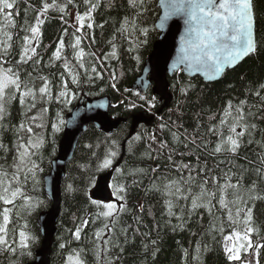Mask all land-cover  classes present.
Masks as SVG:
<instances>
[{
  "label": "snow or ice",
  "instance_id": "6c2138e0",
  "mask_svg": "<svg viewBox=\"0 0 264 264\" xmlns=\"http://www.w3.org/2000/svg\"><path fill=\"white\" fill-rule=\"evenodd\" d=\"M84 11H79L80 5L76 0H41L39 8H34L36 13L34 22L24 20L20 31L25 35L19 40L18 59L15 66H8L7 57L11 54L13 34L10 28L16 27L13 13L9 10L14 8L15 0H0V254L16 256L17 253L30 255V246L35 237L27 231V224L20 227L17 238L18 220L22 213H31V210L40 206L43 201L35 200L28 194V183H38L37 173L41 170L39 163L34 157H38L40 150L46 143V130L51 127L55 132L61 131L64 121L60 114L56 113V122L50 123L49 106L52 104L66 105L75 99V92L70 85L79 88L84 83H92L96 79H103L102 70L105 69L104 62L110 57L119 59L114 43L116 36L113 35L109 44L112 51L103 57L93 51H85L82 42L85 39L90 41L88 48L95 43L94 29H103V24H96L94 13L98 11L104 0H82ZM129 8L133 11L132 16L125 15L121 25L116 31L122 36L129 38L128 51H135L146 42L149 29L140 27L137 23L139 16L147 10L146 0H127ZM69 6L76 8V24L71 25L74 29L72 38L66 46L64 36L68 35L65 28L58 39L57 46L48 58L49 67H55L59 62L62 69L58 75L40 74L39 65L43 57L37 49L42 42V27L49 19L50 10L61 14V20L67 16ZM114 6V0H107L106 7ZM28 7H33L28 5ZM27 13V10H25ZM16 15H19L17 12ZM183 16L186 25L185 33L181 37L178 58L176 61L177 70L180 65H187L197 71H203L209 80L219 79L228 68H234L246 57L255 55L262 44L258 32L260 21L254 7V0H172L165 12L164 20L172 16ZM78 25V26H77ZM88 34L85 35L84 29ZM80 33V35H77ZM137 33L139 35H137ZM140 36L145 39L141 40ZM66 47L72 49V57L65 55ZM138 58V57H137ZM73 61L75 63H73ZM33 65V71L37 75L28 73L22 77L20 65ZM110 78L116 79V73L110 71ZM39 81V84H37ZM116 87L115 83L111 85ZM191 85L181 88L184 96L188 95ZM248 94L255 97L257 104H249L247 98L233 103L229 100L222 111L220 120L215 125H209L207 132L200 135L199 142L197 135H189L187 129L183 133L179 131L183 125H175L173 131L168 124L162 123L159 126L161 132L168 130L172 141L176 144H183L188 153L180 152L181 157L195 155L196 163H185L182 159H174L175 148L169 147L166 140H158L156 133L147 136L149 141L144 156L148 159H156L164 154L167 149V163L174 169L177 176L169 179L167 176H156L159 167L151 168L153 180L146 191L160 193L164 197L168 223L175 218L178 223L172 225V230L183 229L197 215L203 220L204 214L208 217V228L205 235L215 240L216 233L223 236L225 223L232 229L231 234L224 236L223 250L229 261L241 259V252L248 253L255 251L259 255L260 249H264V235L257 226L253 210L257 201H264V127H261L257 120H264V83L259 84L255 89H248ZM18 102L21 119L13 124L10 117L12 106ZM39 106V107H38ZM155 106L154 103L152 105ZM135 107V105H131ZM256 109V111H253ZM214 119V117H210ZM11 125V127H10ZM200 125L195 129L199 133ZM11 131L15 141L11 148L4 143L5 133ZM260 133V140H255L256 133ZM211 134L217 137L215 146L211 149L212 156L237 157L240 149L246 145L256 143L261 149L257 154V161L248 160L250 165L256 167H245L237 165L234 159H220L214 162V168H210L207 160L201 162L200 154L196 151L208 150V140L205 136ZM181 136L184 137L181 140ZM247 137V140H245ZM145 137L137 134L134 137L136 142L144 140ZM116 145V141H112ZM156 144L157 147H153ZM92 148V145L88 146ZM133 143L128 144L132 152ZM13 153L11 164L7 163V154ZM156 153V156H153ZM117 152L111 148L105 153L103 159L96 165V170L108 169L112 166ZM227 165V169L220 168V165ZM7 165V166H6ZM87 167V166H85ZM238 169L233 171V169ZM11 169V171H9ZM215 169H220L219 173ZM117 172L113 187L115 202L103 203L93 201L100 209L95 213L93 223L100 221L101 227L93 233V254L95 264H114L119 256L112 257L113 249H119L122 253L124 245L132 240L139 233L140 229H134L130 238L127 227L118 226L121 224L122 214L131 212L128 208L129 192L134 187H139L142 177L148 174V169L140 167H128L114 169ZM185 172L187 175H185ZM131 177V182L128 178ZM248 179V183L245 180ZM209 182L211 185L209 186ZM72 190V186H68ZM35 191V188L32 189ZM19 202V203H18ZM139 213H144V205L137 206ZM179 210V213L177 212ZM202 210V211H201ZM149 214H151L149 210ZM138 225L143 223L142 215L133 217ZM11 225V227H10ZM88 221L84 220L73 232L75 240L82 239V230L87 227ZM145 237L150 232L143 233ZM196 235V233H193ZM253 235L259 237L254 241ZM120 237H123L121 242ZM231 242V243H229ZM154 251L151 253L155 258L159 249L156 247L157 240H151ZM145 251L149 244L143 243ZM61 248L65 245L61 244ZM210 245L197 240L194 252L196 264H202L203 253L209 250ZM188 250H184L187 257ZM15 264V261L12 262ZM65 264H88L84 249H71L67 255ZM247 264H259L258 260H249Z\"/></svg>",
  "mask_w": 264,
  "mask_h": 264
},
{
  "label": "trees",
  "instance_id": "16d2710c",
  "mask_svg": "<svg viewBox=\"0 0 264 264\" xmlns=\"http://www.w3.org/2000/svg\"><path fill=\"white\" fill-rule=\"evenodd\" d=\"M80 5L79 11H84V5L82 0H76ZM158 0H146V8L138 18L137 23L140 27L149 29L146 42L143 43L135 51H128L129 38L120 35L116 31L121 25L122 19L125 15L132 16L133 11L129 8L127 0H114V6L111 8L106 7L107 0L101 4L97 12L94 13L96 24H103V29L96 27L94 29L95 43L88 48L90 41L88 39L83 40L82 46L85 51H93L98 56L103 57L105 54L112 51V46L109 41L112 40L113 35L116 36L114 41L116 45V51L119 59L109 58L104 62L105 69L102 70L103 79H96L92 83H84L79 88L75 85H70L75 92V99L70 103L52 104L49 106V118L50 123L56 122V113L60 114V118L65 122L61 131L53 132L49 126L46 130V143L40 150L39 156L34 157L37 163L40 165V171L37 173L38 183L33 185L31 181L28 183V194L35 200L43 201L39 207L31 210V213H22L18 220V231L25 223L27 224V231L35 237L34 242L30 246V255H21L19 252L16 256H9L8 254H0V264H31L35 260L36 252L41 247L42 237L38 226V218L43 212L51 209V203L45 196V177L51 173L52 164L58 157L59 146L63 137V133L66 125V118L72 113L73 109L78 105L83 97L87 99H97L110 97L112 99V107L110 109V116L113 120L129 119L127 123H124L120 128L109 136L94 126H90L87 132L83 135L75 157L67 168V175L62 186V213L58 225V234L56 237V244L53 248V256L51 264H65L67 255L70 254L71 249H84L85 256L88 264H95V257L93 254V233L99 227H101L100 221L93 223L95 213L100 210L97 205L93 204L92 191L97 185L99 179L109 173L113 174L110 187L111 197L109 201L115 202V196L113 194V187L117 172L114 169L128 168V167H140L148 169V174L142 177L143 183L139 187H134L130 190L128 196V208L132 209L131 212L122 214L121 224L119 227H127L130 238L132 237L134 229L139 227V233L134 236V242L130 240L124 245V250L121 253L119 249H113L110 253L112 257L119 256V259L114 260V264H196L194 259L195 242L199 239L210 245L209 250L202 255V264H242L246 261V256L240 261H229L227 254L223 250L224 236L231 234L232 229L225 223L223 236L216 233L215 240L208 235H205V230L208 228V217L204 214L203 220L199 219L197 215H194L191 221L183 228H177L176 231L172 230V225L178 223L175 218L171 219V224L168 223L169 217L166 215V208L164 207V197L160 193L146 191L153 180V174L151 168L159 167V171L156 176H167L169 179L177 176V173L167 163V149L164 150V154L160 155L156 159H148L144 156L145 149L149 141L147 136L150 133H156L158 140H166L169 142L170 148H175L174 159L183 160L185 163H196L195 155H185L181 157L180 152L188 153L192 145L186 149L183 144H176L172 141V136L168 130L161 132L159 126L162 123H166L176 131L175 125H183L179 129L181 133L187 129L189 135H197L199 137L207 132L209 125H215L220 120L223 108L225 104L232 100L236 103L239 100L247 98L248 103L257 104L258 101L255 97L248 94V89H255L259 84L264 83V0H254V7L257 14V18L260 21L258 32L262 44L259 47L257 53L249 57L244 63H242L235 70L228 72L225 77L216 84H205L202 79H190L183 74L175 76L170 79V92L174 96V102L170 109L163 111L161 115H157V112L162 108L163 104L159 98L152 94V91L148 93L146 97H142L138 92L133 91V86L136 81L142 75L145 63L151 56L154 45L159 39V34L155 29V25L160 17V10L157 7ZM33 7H28V5ZM41 0H15L14 8L9 10L13 13V17L16 21V27L10 28L9 31L13 34L11 54L7 57L9 60L8 66H15V61L18 59L19 53V40L20 37L25 35L20 31L21 26L25 19L30 23L34 22L36 15L34 8H39ZM27 10V13L26 11ZM77 9L69 6L68 15L64 20H61V14L50 10L47 14L49 19L46 20L42 27V42L37 49L38 53L43 57L41 64L39 65L40 74L52 75L57 74L62 70L59 62L55 67H49L48 58L57 46L58 39L60 38L63 30L68 29V35L64 36L65 45L67 46L72 38L74 29L71 27L72 13L76 14ZM19 15H16V13ZM2 20V17H0ZM78 26V25H77ZM73 30V31H72ZM85 27V35L88 34ZM80 35V33H77ZM137 35H139L137 33ZM140 39H145L140 36ZM65 55L72 57V49L66 47ZM138 57V58H137ZM73 63H75L73 61ZM19 68L22 71V77L27 76L28 73H32L33 76L37 75V72L33 71V65L31 63L27 65H20ZM110 71L116 73V79L110 78ZM112 83L116 84L113 88ZM39 84V81H37ZM187 85L192 87L189 89L188 95L184 96L181 92V88ZM154 103V107L152 106ZM135 107H131V105ZM39 107V106H38ZM256 111V109H253ZM133 116H145L147 119L156 117L151 124H139L134 125L131 117ZM214 117V119H210ZM11 121L13 124L18 123L21 119L20 107L18 102H15L12 106ZM261 127H264V120H257ZM197 124L200 125L199 133L195 132ZM11 127V125H10ZM140 134L145 137L144 140L136 142L134 137ZM261 138L260 133L257 132L255 140L259 141ZM184 137L181 136V140ZM208 140V150L196 151L200 154L201 162L207 160L210 168H214V162L220 159H234L237 165H243L245 167H256L257 164L250 165L248 160L257 161V154L261 149L256 143L246 145L240 149V155L237 157L225 156H212L210 155L211 149L215 146L217 137L211 134L205 136ZM4 143L9 148L12 147L15 137L9 131L4 134ZM247 140V137H245ZM112 141H116V145L112 144ZM134 144L132 152L128 149L129 143ZM92 145V148L88 146ZM153 147H157L153 144ZM111 148L117 152V156L113 160V164L108 169L96 170V165L101 161ZM2 155V154H0ZM13 153L7 154V163L11 164ZM156 156V153H153ZM247 156L248 160L244 157ZM4 161L0 160V164ZM7 166V165H6ZM87 166V167H85ZM220 168L227 169V165H220ZM238 169H233L237 171ZM11 171V169H9ZM220 169H215L216 173H219ZM185 175L187 173L185 172ZM131 177L128 178V182H131ZM248 179L245 180L247 184ZM41 184V185H40ZM72 186L70 191L68 186ZM211 182H209V186ZM40 187V188H39ZM261 187H264L262 185ZM35 188V191L32 189ZM19 203V202H18ZM103 203H101L102 205ZM139 204L144 205V213H139L137 206ZM149 210L151 214H149ZM202 211V210H201ZM179 213V210L177 209ZM254 219L257 226L261 229V235H264V201H257L253 210ZM136 215H142L143 223L138 225L133 219ZM27 219V220H26ZM87 220V227L82 230V239L77 241L72 236V232L81 225V223ZM11 227V225H10ZM150 232V235L145 237L143 233ZM196 233V235H193ZM123 242V237H120ZM151 240H157L156 247L159 251L156 253L155 258L151 253L155 250L151 245ZM253 240H259V237L253 235ZM143 243L149 244L147 251L144 250ZM64 244L65 247L61 248L60 245ZM187 249L189 254L184 256V250ZM253 252H255L253 250ZM246 255L245 253H243ZM259 264H264V249H260L258 255Z\"/></svg>",
  "mask_w": 264,
  "mask_h": 264
},
{
  "label": "water",
  "instance_id": "95a60500",
  "mask_svg": "<svg viewBox=\"0 0 264 264\" xmlns=\"http://www.w3.org/2000/svg\"><path fill=\"white\" fill-rule=\"evenodd\" d=\"M172 0H159L157 7L160 17L155 25L159 39L154 45L151 56L147 59L143 74L133 86V91H139L146 96L152 88L154 96L158 97L163 104L157 112L161 115L163 111L170 109L174 102V96L170 92V79L182 73L190 79H202L205 84L219 83L228 72L235 70L249 57L240 61L234 68H228L219 79L209 80L203 71H197L187 65H180L177 70L176 61L179 53L181 37L185 33V22L183 16H172L164 20L165 12ZM112 99L110 97L87 99L83 97L72 113L66 118V128L59 146L58 157L52 164L51 173L45 177V195L51 201L52 208L44 213L38 220V226L42 236L40 249L36 252V259L31 264H51L53 248L56 244L58 225L62 213V186L66 179L67 168L73 161L78 145L90 126H94L106 135H113L120 126L127 123L129 119L113 120L110 116ZM156 117L147 119L145 116H133L134 125L151 124ZM113 174L102 176L92 192L95 201L106 202L110 199V182Z\"/></svg>",
  "mask_w": 264,
  "mask_h": 264
},
{
  "label": "rangeland",
  "instance_id": "374dc122",
  "mask_svg": "<svg viewBox=\"0 0 264 264\" xmlns=\"http://www.w3.org/2000/svg\"><path fill=\"white\" fill-rule=\"evenodd\" d=\"M72 20H71V25H73V24H76V20H75V13H72ZM111 201H108V202H106V203H110ZM229 243H231V242H229ZM243 253H245V252H241V259L240 260H242V258L244 257V256H246V261H244L242 264H247V261H249V260H258V256L256 255V253L255 252H253V251H250V252H248V253H245L246 255H244ZM240 260H238V261H240ZM259 261V260H258Z\"/></svg>",
  "mask_w": 264,
  "mask_h": 264
},
{
  "label": "bare ground",
  "instance_id": "6f19581e",
  "mask_svg": "<svg viewBox=\"0 0 264 264\" xmlns=\"http://www.w3.org/2000/svg\"><path fill=\"white\" fill-rule=\"evenodd\" d=\"M73 31V30H72ZM238 68V67H237ZM155 117V116H154ZM157 117V116H156ZM61 141V140H60ZM41 185V184H40ZM40 188V187H39ZM27 220V219H26Z\"/></svg>",
  "mask_w": 264,
  "mask_h": 264
}]
</instances>
